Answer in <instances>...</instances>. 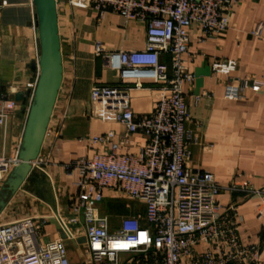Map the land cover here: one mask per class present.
I'll use <instances>...</instances> for the list:
<instances>
[{"label": "built area", "instance_id": "2783aa9c", "mask_svg": "<svg viewBox=\"0 0 264 264\" xmlns=\"http://www.w3.org/2000/svg\"><path fill=\"white\" fill-rule=\"evenodd\" d=\"M60 2L66 0H56ZM236 0H67L72 7L95 9L100 15L111 11L124 20H137L147 26L143 49L106 55L108 67L125 81L142 80L159 85L154 111L136 120L130 108L117 115L128 134L143 133L147 144L137 154H120L118 148L128 139L116 141V134L94 137L92 144L108 146L64 165L77 172L78 196L59 224L67 239L81 230L92 264H264L259 245H245L240 239L241 217L235 205L224 210L217 201L222 193L264 197V188L249 182L220 185L215 177L189 166V145L195 142L187 124L191 113L185 101L184 86L192 85L195 75L184 57L190 34L196 26L205 38L218 37L230 28L229 13ZM258 27L254 35H259ZM104 52L100 44L96 55ZM169 56L170 63L161 59ZM233 60H216L215 75L230 76L237 70ZM264 81L245 77L229 81L225 99L241 100L250 91L259 93ZM128 89L95 87L93 103H115ZM21 110V104L3 91L0 84V134ZM47 135V134H46ZM20 141L12 157L0 155V186L21 163ZM32 163L42 169L43 161ZM105 191L119 193L144 207L143 217L130 215L113 220L100 209ZM264 205V204H263ZM49 217H28L0 223V264H71L65 239L39 245L41 226ZM37 221H41L40 224ZM74 227V231L71 229ZM77 231V232H76ZM205 246L203 251L198 246ZM131 254V261L120 255Z\"/></svg>", "mask_w": 264, "mask_h": 264}, {"label": "crops", "instance_id": "0c3cea01", "mask_svg": "<svg viewBox=\"0 0 264 264\" xmlns=\"http://www.w3.org/2000/svg\"><path fill=\"white\" fill-rule=\"evenodd\" d=\"M57 11L64 54L63 81L37 164L43 161L41 168L52 181L60 217L68 215L78 196L75 185L78 174L69 173L64 165L97 151L107 152L108 146L94 145L90 140L109 132L116 134L118 142L128 139L127 144L119 146L120 154L139 153L147 144L146 136L141 132L128 134L116 117L125 108L132 110L136 120L150 115L156 106L159 85L142 80L143 88L135 89L137 80H122L120 73L105 62L106 55L143 49L145 23L126 21L111 11L100 15L93 8L78 9L66 1L58 4ZM228 18L229 30L218 37L205 38L196 26L191 29L184 60L195 80L183 89L191 113L187 129L196 140L188 147L189 166L212 174L222 186L249 182L252 188L263 189L264 88L259 93L248 91L241 100L230 101L224 96L225 86L231 80L255 77L264 81V0H236ZM258 27L261 31L254 35ZM98 44L104 49L101 55H96ZM40 56L34 0H0V84L3 91L15 98L18 92L34 89L39 78ZM161 59L170 63L169 56L162 55ZM216 60L236 61L237 70L230 76L215 75L212 64ZM33 65H36V72ZM95 87L128 90L126 96L115 103L99 104L91 100ZM25 127L26 116L20 117L18 113L0 134V155L15 154ZM11 136L18 140L13 150L9 148ZM118 196L127 199L119 193L105 191L100 206L103 215H108L106 206L116 205ZM217 201L224 210L231 205L237 207L241 217L240 239L245 245H259L260 258L264 262V197L222 193ZM130 213L124 210L122 218ZM37 216L49 217L39 231V245L65 239L71 264H92L86 240L81 245L78 240L67 239L51 207L23 188L8 199L0 213V223ZM78 232L82 234L81 239H85L82 231ZM204 249L203 245L197 247L199 251ZM132 258L131 254L120 255L123 262Z\"/></svg>", "mask_w": 264, "mask_h": 264}, {"label": "water", "instance_id": "95a60500", "mask_svg": "<svg viewBox=\"0 0 264 264\" xmlns=\"http://www.w3.org/2000/svg\"><path fill=\"white\" fill-rule=\"evenodd\" d=\"M58 4L56 0H34L41 47L39 78L34 89L28 88L15 95V100L21 104L19 116H26V127L19 151L21 163L13 169L0 191V213L8 199L23 188L49 205L59 218L50 177L32 165L41 153L63 81L64 54L59 37ZM33 71L36 72V65Z\"/></svg>", "mask_w": 264, "mask_h": 264}, {"label": "rangeland", "instance_id": "374dc122", "mask_svg": "<svg viewBox=\"0 0 264 264\" xmlns=\"http://www.w3.org/2000/svg\"><path fill=\"white\" fill-rule=\"evenodd\" d=\"M65 2V1H64ZM67 2V0H66ZM16 136H11L10 142H9V148L10 150H13L15 145L17 144L18 140H15ZM1 139V136H0ZM8 145V144H7ZM12 154V153H11ZM9 153V155H7L8 157H12ZM12 172V171H11ZM11 174V173H10ZM9 177V176H8ZM8 179V178H7ZM116 199V205L114 206H106V214H108V216L112 219H119L120 217L122 218V212L124 210H128L131 213L129 215H135L137 217H143L144 215V207L142 204L129 200V199H123V197L118 196L115 198ZM103 213V212H102ZM71 229L74 231V227H71ZM66 237V236H65ZM67 238V237H66ZM82 238V234H77L76 239L72 238L73 241L78 240L79 244L84 245L85 243V239H81Z\"/></svg>", "mask_w": 264, "mask_h": 264}, {"label": "bare ground", "instance_id": "6f19581e", "mask_svg": "<svg viewBox=\"0 0 264 264\" xmlns=\"http://www.w3.org/2000/svg\"><path fill=\"white\" fill-rule=\"evenodd\" d=\"M74 239H76V235H74V237H73Z\"/></svg>", "mask_w": 264, "mask_h": 264}]
</instances>
